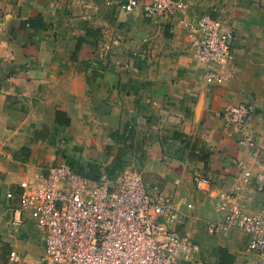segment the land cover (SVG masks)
Returning <instances> with one entry per match:
<instances>
[{"label":"crops","instance_id":"1","mask_svg":"<svg viewBox=\"0 0 264 264\" xmlns=\"http://www.w3.org/2000/svg\"><path fill=\"white\" fill-rule=\"evenodd\" d=\"M124 1L0 0V197L11 190L18 205L27 173L61 161L103 170L132 163L150 188L193 203L177 227L199 242L198 260L218 264L223 247L233 264H256L249 234H211L203 221L224 217L220 194L236 181L239 161L264 170V0H186L184 15L208 12L234 28L232 74L222 83L205 80L176 17L126 12ZM240 102L256 108L259 157L225 126L224 108ZM195 174L213 179L198 187ZM247 209H264V190ZM9 219L0 224L7 262L16 249L24 264H43L42 229L30 216L20 227Z\"/></svg>","mask_w":264,"mask_h":264},{"label":"built area","instance_id":"2","mask_svg":"<svg viewBox=\"0 0 264 264\" xmlns=\"http://www.w3.org/2000/svg\"><path fill=\"white\" fill-rule=\"evenodd\" d=\"M188 5L186 0L122 3L126 12L141 8L153 16L176 17L206 66L205 80L222 83L232 74L234 28L208 12L184 15ZM255 110L254 104L240 102L227 105L222 115L225 126L240 133V142L259 157L263 151L250 128ZM239 167L236 181L220 194L224 217L204 219V228L211 234L231 229L246 232L250 236L247 250L259 256L256 264H264V209H247L254 193L264 190V170L254 172L243 161ZM212 179V174L194 175L198 187ZM20 187L18 205L10 203L11 190L5 201L0 197V224L6 214L15 227L30 216L44 232V253L36 257L43 264H205L197 259L199 242L177 227L183 207L192 208L193 203L186 196H169L158 186L150 188L135 164L96 180L61 161L28 172ZM23 258L12 249L6 264H24Z\"/></svg>","mask_w":264,"mask_h":264},{"label":"trees","instance_id":"3","mask_svg":"<svg viewBox=\"0 0 264 264\" xmlns=\"http://www.w3.org/2000/svg\"><path fill=\"white\" fill-rule=\"evenodd\" d=\"M68 163L76 172L96 180L101 179L104 175L113 177L117 171H119L121 168H123L126 165V164L125 165L121 164V162L118 161L110 169L103 170L101 169V165L98 162L70 160V162ZM0 249L2 251L1 258L2 261H4L1 264H5L7 262L6 256L10 251V245L8 243H5ZM219 252H220V260L218 264H233L234 256L226 248L221 247L219 249Z\"/></svg>","mask_w":264,"mask_h":264},{"label":"rangeland","instance_id":"4","mask_svg":"<svg viewBox=\"0 0 264 264\" xmlns=\"http://www.w3.org/2000/svg\"><path fill=\"white\" fill-rule=\"evenodd\" d=\"M24 245H25V243H24Z\"/></svg>","mask_w":264,"mask_h":264}]
</instances>
